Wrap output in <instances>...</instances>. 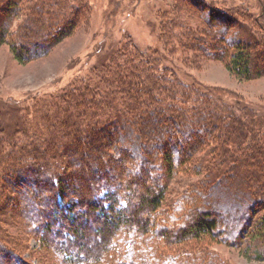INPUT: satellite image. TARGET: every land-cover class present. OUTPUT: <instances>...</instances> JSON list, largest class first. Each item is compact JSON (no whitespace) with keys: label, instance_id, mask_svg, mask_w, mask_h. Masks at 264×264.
Here are the masks:
<instances>
[{"label":"trees","instance_id":"1","mask_svg":"<svg viewBox=\"0 0 264 264\" xmlns=\"http://www.w3.org/2000/svg\"><path fill=\"white\" fill-rule=\"evenodd\" d=\"M33 1L0 0V45L7 43L20 62L46 55L70 34L78 17L72 8L62 14L61 3L67 7L66 0ZM209 12H205L202 29L211 40L202 42L200 49L226 60L227 70L239 79L262 76L261 40L248 29L246 37L228 34L234 25L219 22ZM15 20L21 22L13 32ZM175 35L183 37L181 31ZM162 61H166L165 54L157 50L149 53L136 45L122 44L91 66L94 74L75 78L69 86L74 92L68 90L70 95L63 92L56 97L52 104L56 119L44 116L30 122L29 127L21 121L13 135H0V231L5 239L9 233L2 224H17L13 218L1 219L8 202L7 191L20 197L15 204L28 217L19 218L20 229L32 224L34 228L26 230L41 235L47 251L64 255L60 257L65 264H186L188 259L179 255L181 250L173 251V245L178 247L185 240L202 237L232 239L239 244L240 229L250 219L249 213L262 210L255 228L251 231L248 227L244 235L256 239L253 246L261 243L252 256L264 261V110L240 105L236 113L230 103L183 79ZM202 125L208 127V134L213 131L216 135L203 136ZM174 132L186 144L175 138L169 142L166 137ZM17 133L25 143H18ZM206 142L224 151L217 154L213 149L209 153L212 175L221 174L229 164H240L238 170L226 175L229 180L223 179L225 186L234 191L233 199L240 203L236 218H231L234 227L221 229L225 227L220 225V215L210 209L195 213L182 210L170 215L177 226L168 231L155 218L167 202L168 184L179 172L190 173L191 177L199 174L192 165L200 157L199 144ZM229 144L235 146V151L229 149ZM6 145L11 151H5ZM124 171L132 175L128 180L123 179ZM162 175L164 185L160 183ZM30 183L38 185L41 192L23 194L20 187ZM243 190L246 192L240 195L235 192ZM44 192L49 194L41 196ZM66 200L69 203L65 206ZM33 204L40 206L34 208V213ZM97 217L103 218L101 241L92 245L84 228ZM120 232L124 235L118 240ZM117 244L121 250L117 251ZM0 264H11L1 244Z\"/></svg>","mask_w":264,"mask_h":264},{"label":"rangeland","instance_id":"2","mask_svg":"<svg viewBox=\"0 0 264 264\" xmlns=\"http://www.w3.org/2000/svg\"><path fill=\"white\" fill-rule=\"evenodd\" d=\"M66 2H68V8L61 3L62 14L76 9L78 17L75 19V26L70 34L56 43L46 55L20 62L14 58L7 43L0 45V135L10 137L21 121L28 126L44 116L53 120L55 115L52 104L56 97L63 92L68 93V90L74 92L69 87L71 82L75 78L85 79L86 75L94 74V71H90L91 66H95L100 57L113 49L116 50L122 44H133L149 53L152 50L164 53L166 57V61H162L164 64L174 68L183 79L230 103L236 113L239 112L237 109L240 105L257 106L264 110V74L255 79H239L227 70L226 60L217 56L216 53L210 54L206 49H200V45L208 39L211 40L207 31L202 29L206 11L216 15L219 22L224 21L234 25L227 31L228 34L246 37L247 29L251 30L258 37L257 39L261 40L258 43L264 49V41H262L264 39V0H66ZM19 22L21 21L15 20L11 25L13 32L16 31ZM177 31H181L183 37H177L175 35ZM71 94L74 95V93ZM41 100L44 102L39 104ZM200 128L201 134L205 137L211 138L215 134L213 131L208 134V127L205 125ZM44 134L47 136V132ZM15 135L19 139V144L25 143L20 134ZM166 138L169 142L176 139L177 142L186 144L177 132ZM206 140L210 139L206 138ZM200 145V157L194 160L193 163H195L192 165L196 167L192 170L197 169L199 174L191 177L190 173L179 172L168 184L167 202L159 209L158 217L155 216L158 222L166 225L168 231L177 226L173 220L170 221V215L178 214L182 210L184 213H189V210L195 213L210 209L220 215V225L225 227L220 226L221 229L229 231L234 227L231 218L235 217L237 205L240 203L233 199L234 191L225 186L223 179L235 169L238 170L240 164L237 163L238 166L229 164L222 172L223 174L212 175L208 168V159L211 157L209 153L217 149V144L213 146L210 142H206ZM3 148L7 152L11 151L7 145ZM229 149L235 151V146L229 144ZM40 150L43 151L44 148ZM128 151L136 153L134 149H128ZM216 153L221 154L224 151L218 148ZM37 162L40 161L37 160ZM133 163H137L136 160ZM199 164L200 169H198ZM152 172L156 174V171L152 170ZM15 173L11 174L15 175ZM129 176L132 175L124 171L123 179L128 180ZM229 179L230 177L227 178ZM160 183L162 185L165 183L163 175ZM20 190L23 194L32 196L31 194L40 193L42 189L30 183L21 186ZM235 192L240 195L246 191ZM48 194L49 192H44L41 196ZM5 196H8V202L1 214V219L4 221L13 218V222H17L14 224L15 227L9 222H2V226L9 233L7 239L0 231V244L4 252L8 253L11 264H65L60 257L64 255L59 256L53 251H47L41 243V235L37 237L26 230L33 229L32 224L28 228L20 229L22 227L19 225V218L24 217L26 212L21 211L15 202L21 199L11 191H7ZM190 198L196 199L192 201ZM257 199L262 200L260 197ZM68 203L69 201L66 200L65 206ZM251 205L254 211L257 210L253 203ZM59 206L58 208H61ZM39 207L38 204H33L32 213L35 212L34 208ZM257 211L259 212L254 215L249 213L250 219L243 224L242 233L240 229L241 243L239 244H234L232 239L224 241L220 238L202 237L199 240H185L178 244V247L173 245L172 250H181L179 255H184L188 259L186 264H264L263 260H257L252 256V251L258 249L261 243L253 246L256 239L251 240L250 236L244 235L248 227L251 231L255 228V221L263 213L262 210ZM25 217L28 219L27 216ZM102 219L97 217L93 223L88 222L87 229L84 228L89 244L97 245L101 241ZM118 235V240L123 239L122 232ZM122 249L124 250L123 247ZM118 250L121 248L118 247ZM116 253L118 252H114L115 259H117Z\"/></svg>","mask_w":264,"mask_h":264}]
</instances>
